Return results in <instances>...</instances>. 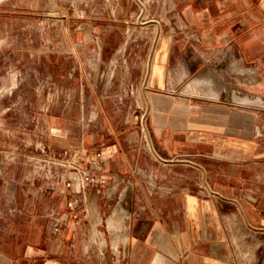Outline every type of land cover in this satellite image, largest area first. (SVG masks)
Wrapping results in <instances>:
<instances>
[{
  "label": "crops",
  "instance_id": "1",
  "mask_svg": "<svg viewBox=\"0 0 264 264\" xmlns=\"http://www.w3.org/2000/svg\"><path fill=\"white\" fill-rule=\"evenodd\" d=\"M184 3L177 27L160 32L158 92L142 106L161 159L147 155L135 134L96 138L90 152L103 150L98 175L109 181L101 191L95 184L62 191L65 206L80 199L62 222L65 233L76 241L82 226L105 221L124 264H264V0ZM203 77L218 94L183 89ZM81 211L86 219H76ZM29 223L28 239L0 235V264L50 260L41 247L51 241L50 225Z\"/></svg>",
  "mask_w": 264,
  "mask_h": 264
},
{
  "label": "rangeland",
  "instance_id": "2",
  "mask_svg": "<svg viewBox=\"0 0 264 264\" xmlns=\"http://www.w3.org/2000/svg\"><path fill=\"white\" fill-rule=\"evenodd\" d=\"M181 1L0 0V235L28 239L37 219L50 225L41 247L57 264H124L105 221L76 230V241L65 233L64 178L90 168L101 136L111 143L135 134L161 159L142 106L158 92L160 32L177 27Z\"/></svg>",
  "mask_w": 264,
  "mask_h": 264
},
{
  "label": "built area",
  "instance_id": "3",
  "mask_svg": "<svg viewBox=\"0 0 264 264\" xmlns=\"http://www.w3.org/2000/svg\"><path fill=\"white\" fill-rule=\"evenodd\" d=\"M154 152L156 153V156L160 158V154L158 150L153 147ZM89 160L91 162L90 168L86 171L80 170L82 167V164L79 166L77 169V175L75 177H65L64 178V183L66 185V188H73V192L75 194H80L83 189H85L87 186L90 184H95L97 185L98 191H101V185H104L108 183L109 179L98 175L99 172H101L105 166V158H104V153L102 149L97 150L92 156L89 157ZM77 184V185H76ZM80 202V199L77 196H73L69 201H68V206L71 208H76L78 207ZM55 229L59 230L60 225L59 222L55 223Z\"/></svg>",
  "mask_w": 264,
  "mask_h": 264
},
{
  "label": "bare ground",
  "instance_id": "4",
  "mask_svg": "<svg viewBox=\"0 0 264 264\" xmlns=\"http://www.w3.org/2000/svg\"><path fill=\"white\" fill-rule=\"evenodd\" d=\"M238 70V69H237ZM246 75V74H245ZM182 76V75H181ZM180 76V77H181ZM179 77V78H180ZM182 78V77H181ZM252 78V75H251ZM180 80V79H179ZM178 82V81H177ZM176 83V82H175ZM190 83V82H189ZM236 89V88H235ZM187 92L189 93H195V94H218V90L214 88V86L212 85V83L210 82L209 79H207L206 77L202 78V79H196L194 81H192L187 88ZM238 93V91H237ZM253 96V95H252ZM257 96V95H256ZM205 97V96H204ZM246 98L244 99V101L246 103L248 102H253V99L248 98L247 96H245ZM264 99V98H263ZM260 101V100H259ZM257 103V102H256ZM254 104V103H253ZM258 104V103H257ZM256 105V104H255ZM264 106V105H263ZM127 208V207H126ZM121 211V210H120ZM114 213V212H113ZM112 213V214H113ZM115 214V213H114ZM114 216V215H113ZM110 216V229L112 230V233H115L117 235H119L117 232L119 230V226L116 225L115 223H118L117 220H115L114 222V217ZM234 217V216H233ZM121 223V222H120ZM121 225V224H120ZM123 229V228H122ZM121 229V230H122ZM125 230V229H124ZM125 232V231H124ZM123 235V234H122ZM117 237V236H116ZM119 238V237H118ZM125 240V239H123ZM115 246H118V242H114Z\"/></svg>",
  "mask_w": 264,
  "mask_h": 264
},
{
  "label": "water",
  "instance_id": "5",
  "mask_svg": "<svg viewBox=\"0 0 264 264\" xmlns=\"http://www.w3.org/2000/svg\"><path fill=\"white\" fill-rule=\"evenodd\" d=\"M58 262L54 260H48L45 264H57Z\"/></svg>",
  "mask_w": 264,
  "mask_h": 264
}]
</instances>
